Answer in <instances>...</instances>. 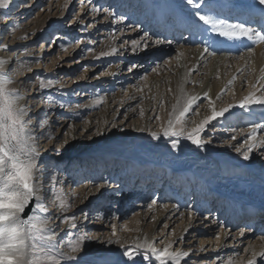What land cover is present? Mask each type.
<instances>
[{
	"label": "rangeland",
	"instance_id": "1",
	"mask_svg": "<svg viewBox=\"0 0 264 264\" xmlns=\"http://www.w3.org/2000/svg\"><path fill=\"white\" fill-rule=\"evenodd\" d=\"M38 1L39 6L35 8L36 11H32L29 18L27 13L16 20L11 19L13 17L10 14L0 15V38H4L8 33L13 35L15 32L24 44L20 52L34 53L40 57L27 62L23 59L18 63L13 61L5 72L11 81V84L6 85V91L20 95L22 99L19 101V106L26 109V131L30 134L29 143L35 149L34 159L37 164L32 174V181L33 177L40 178L42 195L48 194L49 186H51L49 180L52 181L57 195L55 200H59L58 206L51 207L45 195L42 205L52 218L49 223L54 224L56 220L60 221L62 231L57 238L49 240L43 228L37 233V239L34 241L37 247L54 245L52 255L59 254L60 262L69 260L71 264H94V261L104 256L118 259L120 264H161L160 259L146 248L145 243L138 242L140 232L143 231V236L147 237L153 225V218H148L147 207L152 206L154 197L147 202L142 200V195L133 198L135 180L129 178L135 175L137 168L140 176L141 174L146 176L144 182L142 181V186L149 184L152 188L155 185L154 187L157 186L155 190L159 191L166 185L178 192L181 191L175 201H192L193 199L196 204L200 205L203 230L210 229V224L216 223L213 233L209 234L203 230L196 231L198 225L194 223V230L183 240V246L178 248L179 242L175 238L184 227L185 217L177 216L176 223H172L167 229L164 227L165 222H162L155 229L151 243L158 252H162L166 247L173 254L187 250L189 256L185 260H180L179 264H226L229 259L232 260L230 264H234L232 263L234 260L247 258L248 256L243 253L246 247L244 245L240 248L236 246L231 252L226 251L220 254V247H216L219 241L218 233L220 229L228 231L231 227L229 221L225 220L228 214L227 203L224 202L222 205L214 203L209 205L211 210L204 209L203 204L214 199L210 196L197 197L198 194L192 191L195 188L199 189V184H205L207 187L208 185L196 173L195 178H186L185 173L180 172H185L188 165H199L200 161L204 162L209 158L216 161L240 163L236 155L247 151L249 147H252L253 153H250V162L244 166H261L264 169L262 158L254 157L255 153L259 152L258 147L255 146L256 141L262 143L264 147V72L256 82L250 80L248 87L246 81L249 77H245L238 93L227 90L229 88L227 84L225 88L222 84L219 85V98L215 100L214 105L215 112H223L222 116H217L205 124L204 122L212 114L207 110L209 107L205 102H201L195 108L191 106V110L183 118L177 120L180 112L192 103L193 98L202 89L201 83L204 81L206 69L199 75L197 73L188 75L184 89L181 91V69L176 66L173 53L162 54L166 46L157 48L155 41L148 35L149 30L140 28L139 18L134 16L129 19L126 14L106 16L109 10L104 9L102 5L104 0ZM179 1L181 0H169L166 3L173 20L176 18L175 3ZM219 1L207 0V3H201V0H194L191 6L194 9H200L206 4L219 3ZM227 1L239 7H248L249 4V0ZM134 3L137 11L142 13L145 9L144 1L134 0ZM153 4L156 2L151 3V11L155 9ZM197 4L200 6L197 7ZM210 10L212 13L215 12ZM234 15L229 18V25L239 23L235 21L238 17ZM8 18L11 21L7 23L5 20ZM32 21L38 22L39 30L47 26L55 27L56 23L58 28H52L48 34H42L38 39L32 38V35L28 33L23 34L25 27ZM249 21L246 27L256 28L259 29L257 32L264 33L260 20L256 25H251ZM100 24H103L102 28ZM201 24L197 29L200 33L204 27L210 26L203 22ZM92 26L96 28L97 34L90 35L87 31ZM205 34L209 42L216 38L212 32L208 31ZM249 35L246 39L251 46L244 52L253 54L260 48L253 42L252 38L255 34ZM144 38L147 40L146 44L153 57L150 54L142 55ZM45 41L46 44L52 41V44L49 47L45 46L43 51H39ZM2 44L1 41L0 47ZM123 46L132 49L133 53L121 56L122 50L120 49ZM113 49L116 51L113 52ZM18 51L19 49L15 52ZM11 52L13 51L2 50L3 54ZM260 52H262L263 65L264 51ZM189 68H191L190 62L186 64L187 73ZM262 70L264 71V67ZM2 72L3 70H0V76ZM115 73L121 76L122 85L106 90V88L99 89L93 84L98 83L100 79H111ZM195 76H198L196 79H199L197 83L200 84L193 83L192 79ZM258 81L262 84L256 87ZM210 90V93L207 90L203 93L207 95L205 98L216 93V90ZM256 94H259V98L254 101L262 102L247 104ZM223 96H226L230 103L231 99L236 97L234 101V104L238 106L236 110L226 113L225 110H228L230 105ZM127 102L126 108L121 111ZM242 109L253 118L241 119L240 116L246 115L240 112ZM115 113H117L116 130L122 132L117 133V136L110 131L111 124L108 125ZM229 114L236 116L232 120H227ZM47 115L50 116L47 128L40 133L41 119L45 118L46 122ZM80 123L91 127L86 133V144L83 148L84 146L88 149L102 148L101 146H107V144L115 146L116 150H126L127 147L128 160L122 163L109 160V164L104 165L107 156H103L105 153H102L100 157L92 161L88 160L90 164L88 166H83L84 162L81 159L76 161V165L63 162L61 154L68 153L73 142L74 125ZM143 126L147 128L146 135L141 136L133 132ZM165 131H169V135L160 137ZM195 131H199L203 142L200 147L193 145L187 138ZM255 131L257 132L256 139L251 141L249 137L255 136L253 134ZM173 132L176 133L175 136L171 134ZM235 133L239 138L238 141H236ZM239 133L241 137L238 136ZM124 136H128L125 144L116 141V138ZM173 141H177L175 149L172 147ZM232 142L234 144L231 150L229 147ZM221 153L224 154L223 159L219 157ZM58 155L61 157L57 158ZM135 162H140L142 165H132ZM105 167H109V170L102 169ZM82 168H87V173L84 175L78 174ZM163 175L167 176L162 177ZM63 177H66L65 181L69 184L65 183ZM87 183L91 185L93 194L80 199L78 196H80L81 187L86 188L84 184ZM60 187L63 188L60 189ZM104 188L107 189L108 195L106 196L103 195ZM73 192L77 195L76 199L71 198ZM174 194L176 195L175 191ZM236 198H239V195H236ZM102 200L108 203L102 204ZM216 201L217 199L214 200ZM144 203L149 205L143 207ZM78 204L82 205L80 210L85 213L83 220L79 218ZM29 205L33 207L30 215L32 216L36 206L33 197ZM221 207L225 209L221 210ZM156 210L161 211L162 209L158 207ZM72 217L74 219H71ZM260 217L256 215L250 225L255 226L260 223ZM104 221L107 222V229L102 227ZM239 230L232 232L238 233L239 236ZM255 238L251 243L256 241L257 238ZM73 248L77 250L72 251ZM125 251L133 253L132 260L123 256ZM165 264H172V262L166 259Z\"/></svg>",
	"mask_w": 264,
	"mask_h": 264
},
{
	"label": "bare ground",
	"instance_id": "2",
	"mask_svg": "<svg viewBox=\"0 0 264 264\" xmlns=\"http://www.w3.org/2000/svg\"><path fill=\"white\" fill-rule=\"evenodd\" d=\"M143 1H144L145 9L142 13H139L137 11L134 0H104L102 2V5H104L103 6L104 9L109 10L108 13H106L105 11L106 16L108 17H110L111 15L115 16L116 14L118 15L126 14L129 19H132V17L134 16L137 17V19L139 18L140 28H147L149 30L148 35L149 37H151V39L155 41V43L157 44V48H162L166 46L165 49L162 51V54L169 55L170 53H173L176 66H178L181 69V77H180L181 91L184 89L188 75L190 76L191 74L194 73H197V75H199L202 73V71L206 69L207 72L204 81L201 83L203 85L202 89L196 94V96L192 100L191 106L193 108H195L199 103L205 102L207 107H209L207 110H209L210 114H212L213 111H216L214 102L219 98V91H220L219 85L222 84L223 88H225V85L227 84L229 85V88H227V90L229 89L230 92L234 91L236 93L240 88L241 83L243 82L245 77H249L248 80L246 81L248 82L247 83V87H248V85L251 82L250 80L256 82L259 76H261L262 72H264L262 70V68L264 67V64L262 65L263 60L261 58L262 52H260V51H264V42L260 39L259 36L254 35V37L252 38L253 42L257 44V46L260 48L258 52L253 54L244 52L245 49L251 46L250 42L246 39L248 38L249 34H242L240 33L239 30H237L235 35L219 37L220 31H224V32L229 31L228 20L234 14H235L234 16L238 17V20L237 19L235 20L239 22L238 24L244 25L251 19L249 23H251V25H256L260 20L262 24V28H264V16L252 15L249 13L248 7L245 6L239 7L237 4H232L227 0H220L219 3L213 2L206 4L200 9H194L191 6V4L188 3V0H181L179 1V3H175L176 6L174 7V11L176 12V18L173 20L171 13L169 11V7L166 5V3L169 2V0H151V1L143 0ZM152 2H156V4H153V6L155 7L153 11L150 10ZM38 3H39L38 0H34V1L33 0H20V1L0 0V4L4 5V7H0V15L4 14L5 16L6 15L8 16L10 14V16L13 17L11 19L16 20L22 15L25 16V14L27 13L28 14L27 17L29 18L33 13L32 11L33 10L36 11L35 8L39 6ZM80 7L82 9V6ZM207 8H210L213 11H215L213 15L217 19V22L220 19H223L225 23L222 26H218V28L215 31L212 30L211 26H208L206 28L205 27L203 28L201 26L203 30H201L200 33L198 32L197 29L198 26H200V24L202 23V21L198 19L196 13L200 11H208ZM9 18L8 20H5L7 23L11 21L9 20ZM37 23L38 22L36 21L34 22L32 21L29 23V25L27 24L28 26L25 27L23 34L28 33L32 35V38L35 37L38 39L40 35L48 34L49 31L52 30V28L55 29L58 28L57 27L58 24L56 23L55 27L47 26L44 29L39 30V26ZM247 25L248 24H246L245 27ZM100 27L102 28L103 24H100ZM207 28L209 29V32H212V34L216 35V38L212 42H209V39L206 37L207 35L205 34L206 32L204 31V29ZM254 30L255 32H257V30L259 29L255 28ZM87 31L89 32L90 35H93V33L97 34L96 28H94L93 26L87 29ZM9 34L10 33H8L4 38H0V43L1 41L3 42V44L0 47V70H3L1 76L8 81H10V78L6 75L5 72L13 61H16L18 63L21 59H23L27 62L30 61L31 59H36L39 57V55L36 56L34 53L20 52V48L24 44L19 40L20 39L19 35L15 32L13 33V35L10 34L11 36ZM144 39L145 40H143L144 46L142 47V55H149L151 52L149 51L148 44H146L147 43L146 38ZM46 41L43 42V45L40 47L39 51H43L44 48L49 47L52 44V41L49 44H46ZM206 43H207V47L211 50V53L205 51ZM17 49H19V51L15 52ZM2 50H8L13 52H11L10 54H3ZM120 50H122V52L120 53L121 56L122 55L125 56L128 53L130 54L133 53V50L127 48V46H123ZM129 50L130 52H128ZM188 62L191 63V68H189L187 73L186 64H188ZM196 77L198 76H195L192 79L193 83L200 84L197 83L199 79H196ZM121 81H122L121 76H118V73L117 74L115 73V75L111 79H106V80L100 79L98 83H93V84L99 89L106 88V90H110L113 89L114 86L116 85H122ZM261 84L262 82H259L256 85V87H259V85ZM7 85H9V83ZM210 89H212L213 91L216 90V93L211 94V97L205 98V96L207 95H203V93L206 90L208 91V93H210L211 91ZM128 98L130 99V97ZM223 98L224 99L226 98L225 101L228 102V104L230 105L226 113H230L236 110L238 106L234 104V101L236 99L235 96L231 99L232 100L231 103L227 101L228 98L226 96H223ZM258 98H259V94H256V96L253 97V99L250 102H247V104L256 102L254 100H257ZM238 101L240 102L239 99ZM127 104L128 102L125 104V107L121 111H124ZM223 110L224 109H222V111ZM240 112H244V110L242 109L240 110ZM244 114L246 115L242 117L240 116L241 119L244 118L245 120L247 119L249 120L253 118L246 112H244ZM235 116H236L235 114H229L227 120L228 119L232 120L233 118H235ZM116 118H117V113H115L110 118V121L108 123V125L111 124L110 131H112L115 136L118 135L117 133H122L116 130L117 129L116 126L115 127L112 126L113 124L117 125V123L115 122ZM49 119H50L49 115H47L46 122H45V118L41 119L40 133L46 130L47 128L46 126L48 124ZM90 128H91L90 126L87 125L83 126L81 123L74 125L72 146L69 148L68 153L64 152L63 154H61L63 162L68 163L70 165H76L77 163L76 161L81 159L82 162H84L82 163L83 166H88L90 165L87 162L88 160L92 161L98 158V156L100 157L102 153H105L103 154V156H107L106 159L107 161L104 165H108L109 160H113L114 162L117 161L119 163L126 161V159L128 160L129 156L127 157L126 155L127 147L126 150H116L115 146L107 144V146L106 145L101 146L102 148L91 147L88 149L86 146H84L83 148V145L86 144V133L90 130ZM79 130L81 131L78 132ZM146 130L147 128L143 126L141 128H137L136 130H133V132L141 136H144L146 135ZM129 133H126V135H129ZM256 133H257L256 131L253 132L255 136L252 137L251 141L256 139L255 138ZM236 134L237 133H235V137ZM163 136L165 135H161L160 137ZM238 136L241 137V133H239ZM127 138L128 136H124L123 138L119 137L116 138V141L120 144H125V142L128 141ZM238 140L239 138L236 137V141ZM233 144L234 142L230 144L229 148L231 150ZM255 146L258 147L259 152H256L254 157L260 156V158H262V162H264V154H263L264 152L262 154L260 153L264 151L263 144L260 142L258 143L256 141ZM242 153L243 152H241L239 155H236V159L238 160V162L242 164L229 163L225 160L216 161L213 158H209L207 161L206 160L204 162L200 161L199 165H188V167L185 169V172H180V173H185L184 177L186 178H193V177L195 178L196 175L194 174L196 173L208 185L207 187L205 184H199V189L195 188L194 191H192V193L195 192L198 194L197 197L210 196L214 200L217 199L216 202H214V200L211 199L209 203L207 204L204 203L203 204V206H205L204 209L206 210L210 209L209 205H212L214 203L219 205H222L224 202L227 203L226 206L228 207L227 210L228 214L225 220L229 221L231 227L230 229H228V231H222V229H220L218 233L217 237L219 238V241L218 243H216V247H220L219 249L220 254H222V252L225 253L226 251L231 252V250L234 249L236 246L240 248L241 246L244 245L246 247L243 250V253L248 257L247 258L244 257L243 258L244 260H234V262L232 263L249 264V261H252L253 264H264V169L261 168V166H251V167L244 166L245 164L249 163L250 160L247 161L243 160ZM60 157H61L60 155L57 156V158ZM219 157L223 159L222 157H224V154L223 153L219 154ZM132 165L141 166L142 164H140V162H135L132 163ZM136 166L134 167L136 168ZM102 169L109 170V167H105ZM86 170L87 168L84 169L82 168V170L78 172V174L84 175V173H87ZM172 172H176V171L172 170ZM164 176L167 175H163L162 177ZM63 178L64 181L67 180L66 177ZM132 178H134L135 180V185H133L135 186L134 191H132V194L134 195L133 198H136L139 195L141 197L142 195V200H144L145 202H147L152 197H154L152 198L153 201H156V203H152L151 206L152 209H149L150 208L148 206L149 204L146 205L144 203L145 205L144 204L142 205L143 207L145 206L149 207V208L147 207V212L149 213L148 218L149 217L153 218V225L147 237L143 236V231L140 232L138 237L139 243H145V245L151 244L153 241L152 236L153 234H155V229L162 222H165L164 223L165 229L171 227L172 223H176L175 218L177 216H182V218L185 217L184 227L182 231L175 238V240L179 242L178 248L183 246L184 244L183 240L189 236L192 230H194L195 228L194 223H197L198 225V227L195 229L196 231H201L204 229L202 227L203 225L202 219H200L201 217L200 205L196 204L193 199L192 201L190 200L188 201L184 200L180 202L175 201V199L177 200L178 193L181 191L178 192L177 190H174L166 185L163 186L159 191L155 190V188L157 187V186L154 187L155 185L152 186V188L150 187L149 184H147L146 186H142V181L144 182L145 180L144 178H146V176H144L143 174H141L140 176V173L137 171V168L135 175L133 174L132 177H130L129 179ZM40 183H41L40 178L38 179L33 177L32 184L35 188V191L33 193V198L35 199L36 206L34 209V214L32 216L35 217L36 220L47 221V223L43 225V228L45 229L44 233L46 235V238L51 237L50 240H54L60 235V232L62 231V225H60V221L57 222V220L54 222V224L49 223L51 217L47 214L48 212L46 211L45 206L42 205L43 197L46 194L42 195L40 193ZM49 183L51 184V186H49V192L46 195V200L50 202L51 207H53V205L58 206L59 200L58 201L55 200L57 195H56V191L54 190V186H53L54 184L50 180ZM65 183L69 184L66 181ZM84 186L87 187L84 189L81 187V192L79 193L80 196H78L80 199L84 197H88L89 194L91 195L93 194L92 187H90L91 185L87 183L84 184ZM62 188L63 187H60V189ZM174 191L176 195L174 194ZM187 192L185 194H187ZM232 194H234L235 196L239 195V198H236L237 199L236 200L235 196H231ZM103 195L104 196L108 195L106 188L103 189ZM76 197L77 195L73 192L71 194V198L76 199ZM165 202L167 204H164ZM101 203L106 204L108 202L106 201L103 202L102 200ZM78 207L79 208L77 209L79 213V218L83 220L85 217V213L82 212V210H80L82 205H79ZM158 207L161 208L162 210L161 211L156 210ZM223 209H225V207H221V210ZM256 215L261 216L259 220L260 223L256 224L255 226H252L250 225V222L254 217H256ZM210 217L208 219H210ZM215 225L216 223L210 224V229L203 231L206 232V234L213 233L214 228H216ZM102 227L104 229L108 228L106 221L103 222ZM240 227L242 229L239 230ZM236 229L239 230L240 233L239 236L237 235L238 233L232 232ZM254 238L256 239V241L251 243V241ZM180 253H182V250L180 251ZM183 253H187V250L183 251ZM187 256L189 255L187 254L186 256H181L180 260H185ZM231 261L232 260L230 259L227 260L226 264H230ZM60 264H71V263H69V260L68 261L62 260Z\"/></svg>",
	"mask_w": 264,
	"mask_h": 264
},
{
	"label": "snow or ice",
	"instance_id": "3",
	"mask_svg": "<svg viewBox=\"0 0 264 264\" xmlns=\"http://www.w3.org/2000/svg\"><path fill=\"white\" fill-rule=\"evenodd\" d=\"M188 3L193 4L194 0H188ZM201 3H207V0H201ZM196 6L199 7L200 5L197 4ZM0 7H4V5L0 4ZM248 10L252 15L264 16V0H249ZM196 15L205 25H210L213 31L225 23L223 19L217 22L210 9L197 12ZM228 28V32L220 31L219 37L235 35L236 31L239 30L242 34H255L264 41V33L255 32L254 29L242 24H230ZM204 31L208 32L209 29H204ZM115 51L116 49H113V52ZM205 51L211 53L207 43L205 44ZM8 83L10 81L0 76V264H60L59 254L52 255L54 245L38 248L34 242L37 233L42 231L43 225L47 221L36 220L33 216L21 218L25 208L32 203L35 188L31 181L37 164L34 159L35 149L29 143L30 134L26 131V109L19 106L22 97L7 92L6 85ZM190 110L191 103L180 112L177 120L183 118ZM222 115L223 112L213 111L212 116L204 123L207 124L210 120ZM112 126L115 127L116 125L113 124ZM171 134L176 135L175 132ZM164 135L168 136L169 131H165ZM187 138L197 147L203 143L199 131H195ZM249 139L252 137L250 136ZM172 147L174 149L177 147V141H173ZM237 151L240 150L237 149ZM251 152L252 147L243 152V160H249ZM152 203H156V201ZM47 239L50 240L51 237H47ZM146 248L160 259L161 264H165L166 259L170 260L172 264H179L180 257L187 255V253H170L167 247L162 252H158L152 244H147ZM76 250V248L72 249V251ZM123 256L132 260L133 253L125 251ZM94 264H120V262L113 257L104 256L94 261ZM249 264H253V262L249 261Z\"/></svg>",
	"mask_w": 264,
	"mask_h": 264
},
{
	"label": "water",
	"instance_id": "4",
	"mask_svg": "<svg viewBox=\"0 0 264 264\" xmlns=\"http://www.w3.org/2000/svg\"><path fill=\"white\" fill-rule=\"evenodd\" d=\"M32 209H33L32 205L27 206L25 211H24L22 218L24 219V218L29 217L32 213Z\"/></svg>",
	"mask_w": 264,
	"mask_h": 264
}]
</instances>
